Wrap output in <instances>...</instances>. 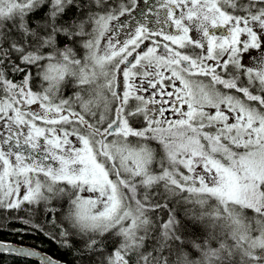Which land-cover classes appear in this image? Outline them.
<instances>
[{
  "label": "snow or ice",
  "instance_id": "1",
  "mask_svg": "<svg viewBox=\"0 0 264 264\" xmlns=\"http://www.w3.org/2000/svg\"><path fill=\"white\" fill-rule=\"evenodd\" d=\"M4 232L78 238L75 264H264V0H0Z\"/></svg>",
  "mask_w": 264,
  "mask_h": 264
},
{
  "label": "trees",
  "instance_id": "2",
  "mask_svg": "<svg viewBox=\"0 0 264 264\" xmlns=\"http://www.w3.org/2000/svg\"><path fill=\"white\" fill-rule=\"evenodd\" d=\"M116 2L118 3L119 0H116ZM97 71H99V69ZM98 82L101 84L104 83V80L101 78V76L98 77ZM68 95H71V93L69 92ZM85 98H87V96H85ZM156 167L158 169L159 165H157ZM21 215H23V213H21ZM43 219L44 217L41 214L38 222H43ZM12 227L19 228L21 227V225L19 223H13ZM0 238L9 240L13 243H18V244H21V240H23V244H27L37 249H40L46 254L56 259L65 261L68 264H75V260L73 257V251L77 248H82V243L78 238H74L71 241V243L74 245V249H70V250H65L63 248L58 247L57 243L54 240L50 238H46L45 236L40 235V234H30V235H24L23 237H21V236L10 235L8 232H4V233H0ZM3 255L7 260V264H21L19 260H16L15 262H13L12 260L13 255H8V254H3ZM27 260H28V264H40L39 261L31 259V258H27ZM236 260L239 261L238 256L236 257ZM85 264H90V262L85 260Z\"/></svg>",
  "mask_w": 264,
  "mask_h": 264
},
{
  "label": "water",
  "instance_id": "3",
  "mask_svg": "<svg viewBox=\"0 0 264 264\" xmlns=\"http://www.w3.org/2000/svg\"><path fill=\"white\" fill-rule=\"evenodd\" d=\"M11 243H13V242H11ZM14 245H16V246H25V247H31V248H34L36 251H38V252H40V253H42V254H46L45 252H43L42 250H40V249H37V248H35V247H33V246H30V245H27V244H18V243H13ZM4 254H8V255H14V254H9V253H4ZM46 255H48V254H46ZM50 256V255H49ZM52 257V256H51ZM31 259H34V260H37V261H39L40 262V260H39V257H30ZM54 258V257H53ZM54 259H56V258H54ZM57 260H59V259H57ZM60 261H62V260H60ZM66 264H68V263H66Z\"/></svg>",
  "mask_w": 264,
  "mask_h": 264
},
{
  "label": "rangeland",
  "instance_id": "4",
  "mask_svg": "<svg viewBox=\"0 0 264 264\" xmlns=\"http://www.w3.org/2000/svg\"><path fill=\"white\" fill-rule=\"evenodd\" d=\"M138 3H143V0H138ZM101 78L103 79V77L101 76Z\"/></svg>",
  "mask_w": 264,
  "mask_h": 264
},
{
  "label": "flooded vegetation",
  "instance_id": "5",
  "mask_svg": "<svg viewBox=\"0 0 264 264\" xmlns=\"http://www.w3.org/2000/svg\"><path fill=\"white\" fill-rule=\"evenodd\" d=\"M219 34V33H218Z\"/></svg>",
  "mask_w": 264,
  "mask_h": 264
}]
</instances>
